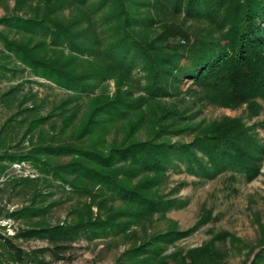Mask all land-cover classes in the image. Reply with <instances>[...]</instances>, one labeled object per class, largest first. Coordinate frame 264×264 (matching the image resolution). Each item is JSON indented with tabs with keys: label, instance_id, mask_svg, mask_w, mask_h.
<instances>
[{
	"label": "trees",
	"instance_id": "trees-1",
	"mask_svg": "<svg viewBox=\"0 0 264 264\" xmlns=\"http://www.w3.org/2000/svg\"><path fill=\"white\" fill-rule=\"evenodd\" d=\"M13 2L0 15V77L28 70L70 94L58 103L57 113L41 115L44 101H35L29 90L0 128V176L12 163H28L36 172L34 177L9 176L0 185V213L8 187L30 199L5 211L4 216L25 225L12 235L0 231V264H48L45 253L62 258L66 247L81 238L135 237L138 230L126 234L129 226L146 227L155 214L184 204L160 191L170 169L181 162L208 178L227 170L249 180L260 173L264 142L248 129L237 131L236 121H230L227 132L216 121L209 126L172 121L177 104L164 99L180 91L185 78L211 90V99L220 93V100L234 104L264 95V0ZM135 71L142 74L134 76ZM109 79L115 87L111 95ZM19 85L0 100H16ZM54 115L59 124H49ZM14 122L19 127L27 122L16 146L7 143ZM145 127L149 138L142 139L138 133ZM187 129L196 130L191 141L169 137ZM63 135L71 140H55ZM42 184L48 191L41 190ZM59 190L83 202L69 210L75 220L50 224L46 216L59 202L51 197ZM166 230L127 249L114 264H165L170 257L177 264V255L164 251L187 231L176 224ZM29 239L48 245L25 250L18 240ZM207 252L216 250L206 244L183 256L176 252L178 264H188L187 256L190 264H204ZM251 264H264V247Z\"/></svg>",
	"mask_w": 264,
	"mask_h": 264
},
{
	"label": "rangeland",
	"instance_id": "rangeland-1",
	"mask_svg": "<svg viewBox=\"0 0 264 264\" xmlns=\"http://www.w3.org/2000/svg\"><path fill=\"white\" fill-rule=\"evenodd\" d=\"M13 3V0H4V3L0 5V15L8 12ZM141 74L142 72L139 71L134 72V76ZM107 82L109 84L108 93L111 95L115 91L114 82L112 79ZM17 83L20 85L15 93L16 100L9 98L0 100V128L9 116L19 109L17 101L23 93L27 95L29 90L36 94L35 101L36 99L44 101L38 109V114L41 115L57 113L58 103L70 94L47 80L33 77L28 70L23 72L17 70L14 75L7 72L6 76L0 77V98L4 92ZM179 90L173 91L172 95L164 99L168 104H177L178 116L172 118V121L179 119L190 126L197 124L209 126L211 122L216 121L220 123V126L224 125L226 132L232 127L230 121H236L239 125L237 131L241 132L245 127L254 138L264 142V95L250 98L241 104L220 100L223 96L220 93L217 98L211 99L207 96L211 90L199 88L187 78L183 79ZM231 91L229 92L233 94ZM30 103L31 100L25 105H30ZM252 107H256V112L253 113ZM24 115L27 114L20 116ZM30 116L31 114L27 115V120L31 118ZM52 122L59 124L58 115L51 117L49 124ZM26 126L27 122L22 127L14 122V127L9 130L12 138L8 139L7 143L16 146ZM42 129L45 132L48 131L49 125L45 124ZM148 132L147 127L142 128L138 136L147 139L149 138ZM195 135V129H187L180 133L170 134L169 137L174 141L188 142ZM67 138L63 135L55 140H71ZM58 160L64 161L66 158ZM9 176L34 177L36 172L28 163H12L5 170V174L0 176V185ZM164 182L160 191L167 196L181 198L184 201L181 207L173 208L165 215L155 214L151 222H145L146 227L129 226L126 234L132 235L138 230L139 234L135 233V237L118 235L90 241L81 238L66 247L62 258H52L49 253H45V260L48 264H114L127 249L142 243L143 239L153 233L167 231L166 229L176 224L178 230H184L187 233L180 235L178 239L170 243L164 253L166 255L176 254L177 264L180 258L176 252L182 253L183 256L190 249L201 248L206 244H210L216 252H207L204 255V264H251L255 254L264 247L263 243L261 244L264 241V156L261 158L260 173L251 180L247 179L246 175L233 170L222 172L214 178L196 175L181 162L180 168L170 169ZM40 187L41 190L48 191L43 184ZM9 189L8 187L7 192L4 191L1 203L4 208L0 213V231L6 235L14 234L16 229L25 224L4 216L5 211L19 208L30 201L23 193L9 191ZM51 198L58 199L59 202L52 206L50 213L46 216L48 223L75 220L69 210L74 206H80L83 202L81 199L71 197V193L62 190L54 192ZM96 209L95 206H91L93 212ZM18 243L25 250L48 245L46 241L37 239L18 240ZM196 258L197 262H200V257ZM186 261L188 264L191 263L189 256L186 257ZM165 264H176V260L172 257L167 258Z\"/></svg>",
	"mask_w": 264,
	"mask_h": 264
}]
</instances>
